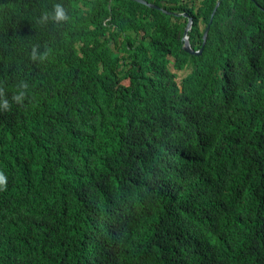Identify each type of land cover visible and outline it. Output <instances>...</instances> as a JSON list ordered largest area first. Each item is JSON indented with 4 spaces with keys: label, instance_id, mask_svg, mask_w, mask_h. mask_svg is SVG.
I'll list each match as a JSON object with an SVG mask.
<instances>
[{
    "label": "trees",
    "instance_id": "obj_1",
    "mask_svg": "<svg viewBox=\"0 0 264 264\" xmlns=\"http://www.w3.org/2000/svg\"><path fill=\"white\" fill-rule=\"evenodd\" d=\"M146 1L0 0V264H264V0Z\"/></svg>",
    "mask_w": 264,
    "mask_h": 264
},
{
    "label": "clouds",
    "instance_id": "obj_2",
    "mask_svg": "<svg viewBox=\"0 0 264 264\" xmlns=\"http://www.w3.org/2000/svg\"><path fill=\"white\" fill-rule=\"evenodd\" d=\"M185 14H187V13H185ZM70 19L71 18L69 16L68 10L65 7V5L62 2H56V3L52 4L50 11L46 10V11L41 13L40 17L37 20V23L41 24V25H46L49 22V20H51V22L54 25H59L61 23H67ZM39 47H40V45H38V44L32 45L31 51L29 53V59L31 61H36L37 59H39L41 62H43V61L48 59L50 52H51V49L48 48L47 46H45V50L42 53H40L38 56L37 50ZM17 88L18 89H28L29 85L26 81H21L17 85ZM25 98H26V93L24 91H16L11 96V100L14 103L20 104V105H22L24 103ZM0 107H2L5 111H9L10 107H11L9 99L4 98V88L3 87H0ZM6 187H7V178L2 172H0V191L6 190ZM215 201L216 200H214L212 203H210V198H209L205 202V204H203L201 206V212L199 211V216L202 217L203 222L205 221V219H209L212 221L213 215L208 217V213H209V211H211L213 213ZM191 215L192 214L189 213L187 216H184L182 218L184 221L183 222L184 225H187V226H193L194 225V221H190L188 219V217Z\"/></svg>",
    "mask_w": 264,
    "mask_h": 264
},
{
    "label": "water",
    "instance_id": "obj_3",
    "mask_svg": "<svg viewBox=\"0 0 264 264\" xmlns=\"http://www.w3.org/2000/svg\"><path fill=\"white\" fill-rule=\"evenodd\" d=\"M136 1H138L139 3H143V4L147 5V6H150V7H152V8H159V7L156 6L155 4H153V3H149V2L146 1V0H136ZM219 4H220V2H218V4H217L216 7H218ZM215 12H216V9H215V11L213 12L212 18H213V16L215 15ZM184 16H186L187 18H189V19H188L187 26H186V29H185V32H184V33H185V34H184V49H185L186 52H188V53H190V54H201V53H202V50H203V47H202L200 50L196 51V50H194V49L192 48L191 43H190V40H189V35H188V34H189V31L192 29V26H193V19H192L191 17H189L188 14H184ZM212 18H211V20H212ZM209 30H210V25H208V27L206 28V30H205V32H204V44H205V42H206V40H207V37H208V34H209Z\"/></svg>",
    "mask_w": 264,
    "mask_h": 264
}]
</instances>
